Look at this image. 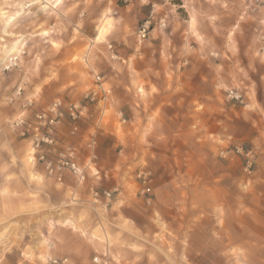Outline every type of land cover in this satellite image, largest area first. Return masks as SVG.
<instances>
[{
    "label": "clouds",
    "instance_id": "clouds-1",
    "mask_svg": "<svg viewBox=\"0 0 264 264\" xmlns=\"http://www.w3.org/2000/svg\"><path fill=\"white\" fill-rule=\"evenodd\" d=\"M0 264H264V0H0Z\"/></svg>",
    "mask_w": 264,
    "mask_h": 264
}]
</instances>
